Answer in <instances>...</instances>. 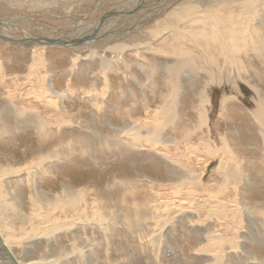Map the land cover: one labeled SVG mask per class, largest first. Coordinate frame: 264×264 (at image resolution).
Masks as SVG:
<instances>
[{
	"label": "rangeland",
	"instance_id": "374dc122",
	"mask_svg": "<svg viewBox=\"0 0 264 264\" xmlns=\"http://www.w3.org/2000/svg\"><path fill=\"white\" fill-rule=\"evenodd\" d=\"M3 1L4 0H0V18H8L6 21L8 25L6 23V25L4 26H9L10 36H31V35L51 36L50 34L54 33L53 30H56V28L58 29V31L56 32L57 35H66L64 28H69L71 26V25H68L69 22H73L75 19H77L76 22H78V20L87 19L88 17L91 18V19L88 18V20L93 22V24H91V26L87 28V30L85 31L91 32L92 30L96 29L97 26H99L102 20L103 21L106 19L110 20L112 17L111 15L113 14L111 13L113 8L107 12L103 11L101 13L99 12L95 13V11L98 8H100L99 5H97L98 1L95 4L96 6L94 5L95 8L93 7V9L88 8V10L86 9V11L84 10L82 11L79 8L78 12H77V9H74L76 12L72 11L74 12L73 15H69L66 12H63L62 7H64V4H62V0H59L60 6L51 7L53 10L52 13H55V14L45 13V11H42V13H33L35 11L27 12L26 9H21L17 5L15 6L13 5L14 7L11 5H7ZM6 2L9 3L8 1ZM173 2H176V1H173ZM153 3L154 2H152L151 4ZM155 4H158V2ZM164 4H162V6H158V8H164L163 7ZM89 5L90 4L87 3L83 7H87ZM150 5L148 8H145L141 13L144 14L147 10H151L152 8L157 7V6L155 7V5L150 7ZM120 6L124 7L125 5L122 4ZM110 7L111 5H106L103 9H108ZM172 7L173 6H171V8ZM171 8L170 10H172ZM79 10H81L82 13ZM92 11L94 14L92 13ZM210 12H208V14L206 12L201 13L202 16L205 15V17L203 18L200 17L201 15L200 13L194 14L192 16L193 18H197L198 20L200 19L202 21H205V24L208 25V27H210V29L213 31L217 39V42L215 44L216 45L215 51H211L209 57L204 52H202L201 48L199 47H195V48L193 47L194 49H192L191 47L189 48L190 55L192 53L193 55L196 53L197 55H200V59H198L194 63L197 66L196 67L197 72L195 74H192V76H194L196 80L195 83L193 84L194 87L188 85V82L184 79L182 80L183 85L181 83V87H182L181 90L183 91L182 92L183 96H181L179 100V103L180 101H182L181 105H179V109L181 108L179 114L181 118H183V123L181 121V123L178 124V123H174L173 121L167 127V129H165L160 134L161 135L160 140L158 141H161V142H157V143L151 142L155 140H152V138H150L151 137L150 131L143 132V136H149V138L145 137L146 138L145 140L143 138L139 139L140 144L142 143L141 146L139 143H136V141L132 139L133 135L127 134L126 136L132 139L133 141L132 143H135L134 145H132L133 147H131V150L129 148H124V147H121V149H117L116 147H111V145L117 146L114 144L115 143L114 140H117L116 138H119L120 136V133L115 134L113 131L114 123L118 124L119 122H118L117 116L116 115L114 116L113 111H111V109L114 107V103H118V101L120 100H122L121 101L122 109L119 110V113L129 107L135 108L137 105H138L137 109H141L142 108L141 104L144 103L145 98L150 97L152 92H148V91L142 92V90L139 89L140 87L138 86V83L134 84L129 81L125 83L124 82L121 83L120 79H117L119 81H116L114 79L115 81L112 80L114 83L110 84L108 78L110 77L112 73L106 70V67H104L102 57H100V55L96 56V55L89 54L88 49H86L87 50L86 51L85 49L82 50L81 47L75 48V49L80 50V54L77 57V55L76 56L74 55V52L70 51L71 52L70 53L68 50L61 48L63 46L46 45L44 46V47H48V50L47 49H46L47 51L45 50L46 54L45 53L40 54V52H38L39 49L41 50V52L44 51L42 50L44 48L39 47L41 45H37L33 43L31 44L16 43L14 41H10L7 39L3 40L0 37V90H1L0 110L2 109L6 113L10 114V115L8 114V116L6 115L5 117L6 120L9 121L10 130L4 133L3 136L0 137V161H1L0 164L3 167V170H1L0 172L1 174L0 181H1L2 186L10 193L11 192L14 193L13 192L14 189H19V191L21 190L20 191L21 194H19L20 197L18 196V198L20 199L21 204L24 205L26 213L30 214L31 209L28 208L29 206L27 205H28V202H30L28 195L30 194L32 189L30 185H26V184H29L28 183L29 178H26L27 179L26 181V179H24L25 177H23L22 175H19V172L18 173H11V172L15 169V171L21 170V172L24 173V169L22 170V168L30 167L29 164L31 162L29 163V160L30 158L35 156L34 155L35 153H38V156L39 154L49 155L55 151L54 148L56 147L54 146L60 145L61 149L64 150V152L67 153V150H68V153L70 154L69 155L64 154L66 157L63 155H62L63 157L60 156L62 160L58 161L56 166L53 169H50V168L48 169V167H46L45 165V167L49 171L47 172V175H44L43 177H41L40 180L37 181L38 188H40L41 190L45 189L47 192L51 191L49 195L50 197H52V195L58 194L61 191L60 190L61 183L66 180V182L68 181L69 183H73L75 185H80V186L85 185L87 189L91 190L92 193H94V195L99 196V198L95 197L99 201L104 200L105 202H109L110 200L109 204L107 205L101 204V203L97 205V209L102 213V215L106 213L107 209L111 210L107 214V217L109 215L111 217L108 219H104L103 226H99V227H102V230L100 232L101 234H99V232L98 234L95 233L99 227H97L96 229L93 226H88L87 224L79 222L80 227L83 225H85V227L80 232H77L76 238H75L76 243L77 242L80 243L81 245L84 246L83 247L84 249H87L90 252H91L90 247L95 246L96 251L93 252V255L92 253L89 252L91 254L90 261H88L87 259H86L87 261L83 259L85 261L84 262L82 261V257L77 256L74 259L73 263L71 264H83V263L86 264L87 262H88L87 264H105L108 261L106 259L104 260V257L102 256L107 255V249H110L111 250L110 252H112L111 259L113 257L112 259L113 262L114 261H117L118 263L122 262L121 264H146V263L158 264L155 260V253H154L155 251L152 253V249L148 243H143L141 246L136 238L137 235L127 236V230L121 228V227H124V225L121 224V222H123V219H119V223L116 225V229H117L116 232H118L120 236L117 234L113 235L111 232L107 233V228H108L107 224L110 222L112 225L117 220L115 217H112V214H111L112 208H113L112 203L117 202L119 198L121 201L124 202L125 205L129 203L130 201L137 202L139 205H141L140 203L141 196L144 197V200L146 199V196H147L148 202L149 200H155L153 187H155L156 185L157 187L155 188L159 190L160 193L162 192L161 193L162 196L160 195V197L156 199V202L161 203L160 204L161 208H163V211L165 212H160L161 209H159V211L153 214L159 215L160 218L158 219L160 221L162 220L163 224H166V227L162 228L160 226L161 228L156 232L157 235L155 236L159 237L158 239L159 242H161V238L165 237L166 240H168L167 243L172 245L171 248H165L168 244H164L161 242L162 243L161 245L163 246V251L161 252V255H162V258H163L162 260L164 264H168L170 262H171L170 264L181 263V261H183L184 259L183 252L188 251V249L186 248H184V250L183 249L181 250V248L177 247L178 242L176 243V240L178 241L179 238L177 237L176 231L174 229L171 230V227L173 226V224L176 225L177 222L180 220L178 216H180L181 214L178 215V212L181 209L175 208L178 206V204L180 206L182 205L181 207L184 208V210H187L186 211L187 214H190L192 212L191 210L193 209L195 213L197 210H201V209L204 210L205 213L202 211L197 212L201 214L203 213L202 216L198 214L199 218L196 217L195 215L193 216L196 221L203 222L202 224L203 226L201 225V227H199L193 233V235L196 237L199 232L203 231V229H205L206 231H208V233H210L208 234L209 237L204 235L205 240L206 239L210 240L208 242L206 241L204 242V244L207 243V246L209 247V249L206 251H208L207 253H211L210 260L213 261L216 258H221L222 260H224V262H226V263H221V264H249V263L264 264V240H263L264 236L262 235V233L264 232V225H262V223H264V221H258L261 219L264 220V217H263L264 216V209H263L264 208V133H262L264 131V128H261V125L259 122V119L261 118H259L258 115L255 114V110H257L259 101L261 99L260 98L261 92L259 91L260 89L261 91L264 90V76L260 78L256 76L257 69H259V66H260L259 63L255 64L257 65L255 66L256 69L250 68L247 65L248 67H247L246 74H245V71L244 72L242 71L243 74L241 73L239 68H242V66L240 64L239 59L236 57L235 52H233L234 50L231 47H223L224 49L222 48L223 45H221V41L223 40V38L221 37V29H220L221 27L217 25L216 22L211 20L212 18L209 16ZM102 13H105V14H102ZM101 14H102V17H101ZM161 15H163L162 12L158 13L156 11L155 13L151 14L152 17L149 15L146 18L147 20L144 19V22L141 23V28L145 26L144 27L145 35L146 34L148 35L140 40L136 37L132 39V43H136L141 40L144 42L148 41L147 43L151 46V48L146 47L144 45H139L140 48L135 49V47H132V50L126 53L127 54L126 60L129 63H131L132 72L135 75H137L136 80L140 82L147 83L144 80V77L140 75L139 72L141 69L138 67L137 62H136L137 60L141 59V57L143 56L147 57L148 55L152 54L154 50H157L158 56L162 57L159 60L161 61L163 60V62L157 64L158 66L160 64H162V66H164V64L167 65L166 63L167 60L168 62H171V63L173 62V57L170 56L169 58L171 59H169L168 57H166V53L159 52V49L163 48L160 46L166 40L163 41L160 38L159 33H157L158 36L157 35L153 36L152 35L153 33L151 32L155 28V27L152 28L153 27L152 24L153 22H155L154 20L157 17H160ZM14 18L16 19L14 20ZM208 19L210 22L208 21ZM2 20L3 19H0V21ZM117 20L118 19L114 20L115 23L117 22L120 23V20L119 21ZM149 22H152V23H149ZM19 24L26 26V30H27L26 33H25V29L21 30L19 28L18 26ZM181 24H182V21H180L178 25L180 27L182 26L187 27V25H184V24L181 25ZM88 25H90V23H87L86 26L83 25L82 29L83 27H87ZM3 30H4L3 28H0V33H2L3 35H7L3 32ZM115 30H119V29L117 28ZM89 35L91 37L93 36L91 34ZM101 37L103 40H107V39H104L103 36ZM159 39L161 41H159ZM190 42L193 46H195L193 39H191ZM95 48L102 50V47H95ZM61 51H63L65 54H61ZM101 54L105 57V59H107L105 56V53H101ZM248 54L251 55V52L248 51L247 53H243V57L247 58ZM39 55H41L42 57L45 56L48 62L50 61L49 63H47L48 66L46 65V62H44V64H40L38 62V60L40 59ZM107 55L110 57L112 54L108 52ZM197 55L193 57H196ZM72 56H75V58L77 57L75 59L76 61L73 60L75 63L73 65H74V68H77L78 70L75 69V72H70V76H66L65 73L72 66L71 63L69 64L70 57L72 58ZM134 56L136 57L134 58ZM220 58H221V65L216 63L218 60L220 61ZM33 59H34V62H33ZM32 62H33V65L31 64ZM35 62H37V64ZM41 63H43V61ZM87 65L88 66L94 65L96 69L92 71L91 77L89 78L93 79L94 75L100 76L101 71H103V75H105V80H107V83L104 84V81L101 79L102 77H99V78L96 77L95 78L96 82H94L92 85L96 86L97 88L102 87L104 92L100 91V94H99V93H96L99 91L98 89L96 90H93V89L86 90L85 89L84 90V88L83 89L77 88L80 86L79 83L83 80V77L81 76L82 73L80 72L82 68H80V66L85 67ZM28 66L30 67L36 66V67L35 68L32 67L30 69V67ZM49 67L53 71H51ZM212 67L214 68V70ZM203 68H206L208 70L210 69L211 71L213 70L214 72H217V73L218 71H220L219 78L214 75V79L216 77L218 81L216 80V82H213L209 78V76L202 70ZM182 69L184 71H189L188 68H182ZM46 70L47 71L50 70L51 75L53 74V76H50L51 79L50 78L48 80L46 79L47 78ZM248 70L250 71V74ZM159 73L155 80L160 85L162 76L164 75H162L161 72ZM42 74L43 76L45 75L44 78ZM69 78L72 81V85L67 84V82L70 81ZM221 79H222V82H221ZM63 80L66 82H63ZM97 83L98 85H95ZM251 83L253 85H251ZM50 84H54V86L57 87L55 90L59 92L61 91L62 93L65 91H73L76 96L78 94L85 95V96L94 95V98H97L100 101V102L95 101L94 103V106L96 107L95 109L97 110L96 114L92 115L91 113L87 112L88 113L87 115H80V114L74 115L75 110L72 111L71 105H77V104H82V103H80L79 101L75 103L71 101L68 97H66L65 95L62 98H59L60 101L58 97H56L55 99V97L52 95L53 93L51 94V91L49 89ZM58 86L60 87V89ZM46 87L48 89H46ZM62 89H65V90L62 91ZM44 91L45 93H48L46 97L44 96ZM198 92H203V93L209 92V100L207 102V108L209 107L208 108L209 121L208 123H205L203 127L199 126V118H197L196 115L194 116L195 107L199 102V99L197 96ZM124 95H125L126 100L128 101L123 99ZM94 98L92 100H94ZM53 99H55L54 102H51L53 101ZM87 105H89V103H87ZM226 106L228 107L226 108ZM7 108L8 110H6ZM86 108L87 107L85 106V109ZM14 109H15V112H12ZM109 110H110V113H109ZM139 111L141 112V110ZM173 112H174V117L177 118L176 108L174 109ZM16 113H17V116H16ZM138 115L139 114L135 115V112L130 113L129 115H125V118L122 117L123 119H125L122 123H124V126H126L128 129H131L132 127L131 123L137 118ZM31 117L33 120L31 119ZM17 120L19 121L18 123H17ZM22 120L24 123L22 122ZM59 120L62 124H59L60 123ZM53 122H54V125H53ZM16 123L19 125H17ZM38 123H41L42 126H38ZM68 123H70L69 126H68ZM74 123L79 124L82 127L75 126L73 125ZM63 125H66V126H63ZM72 126L80 127L82 131H73V130L67 129V127L72 128ZM119 126L121 125L119 124ZM198 129L200 130L198 131ZM184 132L186 133V135H184L185 134ZM200 135L204 139H202ZM40 136H41V139H40ZM209 141L211 143H209ZM199 146H201L202 148ZM208 146L211 147L213 150L215 149V151L211 152L212 149L209 148ZM227 147H229V152L228 151L226 152ZM194 149L196 150V152ZM128 151H130L128 154L123 155L124 152L127 153ZM198 151H201V152H198ZM207 152L210 154H208ZM205 153L207 156L205 155ZM191 154H192V157H191ZM12 155L16 156L15 161L13 160ZM165 156H169V162L166 163L168 164L169 170L166 168V165L164 164ZM176 165L179 166V168L176 171L180 170L178 172L180 173V175L182 174V176L183 175L191 176L192 174V177H194L195 179H193L192 181L186 184L185 182H182L183 179L178 178L177 179L178 181L171 179V175L173 176L172 166H176ZM230 165L231 166L233 165L232 168L230 167ZM219 166L222 167L221 171H219L220 169ZM237 167L238 169H236ZM8 169L10 170L13 169V170L9 172ZM192 171L193 173H191ZM116 173L117 174L120 173V175L122 176L127 175L126 177L133 179V181L135 182L134 191L139 192V194H132L130 197L126 194L124 198L120 197L121 192L118 190V188H116L117 184L116 183L114 184L113 176H115L114 174ZM139 173L145 175L146 177H139ZM143 178H145V180ZM200 179L201 181H203L202 183H200ZM168 180L170 181V185H168L167 183ZM196 180H198L197 181L198 183H196ZM152 181L156 182L155 186ZM13 182L14 184H12ZM181 185L182 187H179V188H181L182 195H177L176 192L179 188L175 189V188H171V186L177 187ZM189 186H192L191 187L192 189H193V186L194 188L197 189V190H194V193L192 194V196H188L187 194L188 193L187 191L191 190ZM170 190L172 191L173 194H168ZM204 195H206V197ZM54 197H56V195ZM204 199L205 200L207 199L206 200L207 202L205 203L202 202ZM8 202L12 204L14 207V210L17 211L18 206L14 204L15 201H8ZM239 202L241 205L239 204ZM171 207L173 208L171 209ZM56 210L57 209H55V211L54 210L49 211V213L50 212L52 213V214L50 213L51 217L55 218L54 220H56V217L57 219H59L58 218L59 211H56ZM170 210H172V212ZM124 212H125V208L121 212H118L119 216L121 215L120 218L122 217V214ZM220 212L224 214H221ZM16 213H18V211ZM148 213H149L148 211L144 212L142 217L145 215L147 216ZM233 213L236 214L238 222L245 225V228H243L242 230L245 231L247 227L251 228L252 230V227H254L252 230L251 236H250V232L245 231V233H242L243 236L234 242L236 246H234V244H232L230 241H226V240H222L221 243H219L218 241H215L214 236L216 235L217 232H218L217 234L224 235V236L230 233V229L225 228V226H226V220L231 219L232 216L234 217ZM129 215L133 216V214H129ZM215 215L218 216V218H215ZM185 216L186 217H184L183 219L185 220V222H187L189 220L188 218L190 217H188V215H185ZM193 217H191V220L193 219ZM215 219L217 220V222H215ZM168 221H169V225L167 226ZM257 221L261 223L259 224ZM13 222H14L13 224L17 226V229H14V230L12 229V230L14 232H17L20 229V224L14 219H13ZM104 223H107V224L104 225ZM179 223H181L180 224L181 226L185 225L184 221L178 222V225ZM221 223L223 225H221ZM175 225L173 226V228H175ZM259 228H260L262 237L258 231ZM116 229L113 228L114 231ZM159 233L160 234L162 233V236L161 235L159 236L158 235ZM108 234L109 235L111 234V236H109ZM91 235L92 237H94L93 242H90L88 239V237H91ZM103 236L105 239L102 238ZM63 238L64 237L59 238V236H57L58 240L53 242L55 243V246H57L54 250L55 252L58 251L57 253L63 251V249L61 248H64V249L65 247L70 248V245L72 246L73 244H75L74 242H71L72 240L69 237L66 236V238L64 239ZM129 238H132L134 242L139 244L138 249L130 247L134 245V243H132L133 241L128 242L127 240ZM193 239H196V238H193ZM250 239L252 241H250ZM150 240L152 241V237L150 238ZM183 240L184 241L186 240V236L184 239L182 238L179 241H183ZM212 240H214L216 244L211 242ZM183 242H180V244L181 243L183 244ZM96 243H97V246H96ZM241 243H250L249 248L246 249V253L243 252ZM24 245H25L24 252L19 251L14 245L13 247L15 249V252L17 251L18 256L20 258L22 257V260L24 261L25 264H52V263H49L51 258H49L48 261H46L45 263L44 261H41L39 259L40 255L46 254L49 252V251L47 252V250L45 249L46 245H45L44 240H39L37 241V243L33 244L32 246L31 244H26V243H24ZM192 245L194 247V243ZM228 246H230L231 248ZM145 248H147L146 249L147 252L146 254H143V251ZM239 252H240V257L239 259H237L238 255L236 253H239ZM253 254L255 255L256 259H250V258L244 259V256L245 257H247V255L254 256ZM147 255H151L152 257L148 258ZM26 257H30V259L32 260L30 261ZM124 257L127 261L124 259ZM64 259L65 257L62 258V260ZM193 259H194L193 264H203L200 259L199 260L197 259V257L193 256ZM96 261H99V262H96ZM67 262L68 261L65 260L62 262V264H70V262L68 263Z\"/></svg>",
	"mask_w": 264,
	"mask_h": 264
},
{
	"label": "bare ground",
	"instance_id": "6f19581e",
	"mask_svg": "<svg viewBox=\"0 0 264 264\" xmlns=\"http://www.w3.org/2000/svg\"><path fill=\"white\" fill-rule=\"evenodd\" d=\"M6 1H8L9 3H7ZM71 1L72 0H62V4H64V7H62V10H63V12H66L69 15H73L74 14V12H72V11H75L74 9H77V12H78L79 8L82 11L83 10L86 11V9L88 10V8H92L93 9V7L97 3V1H98L97 5H99L100 8H98L95 11V13L96 12L101 13L103 11L107 12V11L111 10L112 8H113L112 12L115 11L111 15L112 17L110 16L111 17L110 20L109 19H106L104 21L102 20V22L99 24V26L96 27V29L92 30L91 32L89 31L90 33L85 31V30H87V28H89L91 26V24H93V22L88 20L89 17L87 19L78 20V22H76L77 19H75L73 22H69L68 25H71V26L69 28H66L69 31V33H66V34L69 37L73 36V38H75L76 42L81 41L80 44H77V45L74 46V50L77 53L76 54L74 52V55L75 56L77 55V57H78V55L80 54V50L79 49H75V48H80L81 47L82 50L83 49H85V50L88 49V51H89L88 53L89 54L96 55V56L100 55V57H102V61H103L104 67H106V70H108L109 72L112 73L110 75V77L108 78L110 84L114 83L112 80L115 79L116 81H119L117 79H120L121 83H123V82L125 83L127 81L132 82L134 84L138 83V86L140 87L139 89L142 90V92H144V91L145 92H147V91L148 92H152L150 97L145 98L144 103L141 104V107H142L141 109H137V106H138L137 105L135 108L129 107V108L124 109V111L119 113V110L122 109L121 108V101L122 100L118 101V103H114V107L112 109L110 108L111 111H113L114 116L115 115L117 116V119H118V122H119L118 124L117 123L115 124L113 122L114 123V128H113L114 130L113 131H114L115 134L116 133H120L119 138H116L117 140L113 139L115 141L114 144L117 145V146L111 145V147H116L117 149H121V147H124V148H129L131 150V147H133L132 145L135 144V143H132L133 142L132 139L134 141H136V143L140 144V140L139 139L143 138L145 140L147 137L149 138V136H143V132H149V131H150V135H151L150 138H152V140H155V141H151V142H154V143L155 142L156 143L157 142H161V141H158V140H160V136H161L160 134L165 129H167V127L173 121H174V123H178V124L181 123V121L183 123V118H181V116L179 114V112L181 110V108L179 109V105H181V102H182V101H180V103H179V100H180V97L183 96L182 95L183 91L181 90V88H182L181 87V83H182V80L184 79V80H186L188 82V85L194 87L193 84L195 83L196 80H195L194 76H192V74H195L197 72V68H196L197 66L194 63L198 59H200V55H197L196 53L194 55H193V53L190 55L189 48L191 47L192 49H194L195 47H199V48H201L202 52H204L209 57L210 56V52L211 51H215V49H216L215 48L216 47L215 44L217 42V39H216L213 31L210 29V27H208V25L205 24V21H202L200 19L198 20L197 18H193L192 16L194 14H199V13L201 14V13H205V12L208 14V12L211 11L209 13V16L212 18L211 20L216 22L217 25H219L221 27V28L220 27L219 28L221 29V37L223 38V40L221 41V45H223L222 48L223 47H231L234 50L233 52H235L236 57L239 59L240 64H241V66L243 68V70H242V68H239L241 73H242V71L243 72L245 71V74H246L248 66L250 68L254 69L255 66H257L255 64L259 63L260 66H259V69H257L256 76L258 78L264 76V0H178V1L177 0H74L72 2ZM156 1L158 2V4H155V3H157ZM173 1H176V2H173ZM3 2H5L7 5H11V6L17 5L21 9H26L27 12L35 11L33 13H42V11H45V13L55 14V13H52L53 10H52L51 7L60 6L59 5L60 4L59 0H4ZM152 2H154V3L151 4ZM172 2H173V4H172ZM87 3H89L90 5L87 6V7H83ZM122 4L125 5V6L121 7L120 5H122ZM162 4H164V6H163L164 8H158V6H162ZM106 5H111V7L108 8V9H103ZM149 5H150V7H152L154 5H155V7L156 6L157 7L156 8H152L151 10H147L144 14H142L141 12L145 8H148ZM171 6H173V7L171 8ZM170 8L172 10H170ZM81 10H79V11H81ZM82 11H81V13H82ZM93 11H92V13H93ZM156 11L158 13L162 12L163 15H161L160 17H157L154 20L155 22H153V24H152L153 27L152 28H154V27L155 28L151 32L153 33L152 34L153 36H156L157 33H159L160 34V38L163 41L166 40L160 46V47H163V48L162 49L160 48L159 52L166 53V57H168V58L170 56L173 57V62L171 63V62H168V60H167V62H166L167 65L164 64V66H162V64H160L158 66L157 64L163 62V60L162 61L159 60L162 57L158 56V51L157 50H154L152 52V54L148 55L147 56L148 58L144 57V56L141 57V59L137 60L136 62H137L138 67L141 69L140 72H139L140 75L142 77H144V80L147 82V83H145V82H140V81L136 80L137 75H135L132 72L131 63H129L126 60V55H127L126 53L128 51L132 50V47H135V49L140 48L139 45H144L146 47H150L151 48V46L147 43L148 41L144 42L142 40L141 41L137 40L138 42L132 43V39L134 37H136V38H138L140 40V39H142V38H144V37H146L148 35V34L145 35V31H144V27L145 26L143 28H141V23L144 22V19L147 20L146 18L149 15L151 16V14L155 13ZM118 12L121 14L120 16H118V14H117ZM102 14H105V13H102ZM102 14H101V17H102ZM24 15H26V14H24ZM78 17H80V16H78ZM200 17L203 18V17H205V15L202 16V14H201ZM80 18H82V17H80ZM0 19H3L2 21H0V28L4 29L3 32L5 34L10 35L9 34V31H10L9 26H4V25H6V23H7L6 21H7L8 18H0ZM15 19L16 18H14V20ZM89 19H91V18H89ZM115 19H118L117 21L120 20V23H118V22L115 23V21H114ZM22 21H24V20H22ZM180 21H182V24L187 25V27L186 26L185 27H183V26L180 27L178 25L180 23ZM208 21H209V19H208ZM87 23H90V25H88L87 27H83V29H82V26L83 25L86 26ZM149 23H152V22H149ZM146 24H148V23H146ZM207 24H209V23H207ZM7 25H8V23H7ZM42 25H43V23H42ZM18 26H19V28L21 30L25 29V33L27 32L25 25L19 24ZM117 28L119 30H115ZM56 30H58V29L56 28ZM15 32H17V31H15ZM72 32H74V33H72ZM219 32H220V30H219ZM129 33H130V35H129ZM89 34H91L93 36L91 37ZM127 35H129V36H127ZM101 36H103V38L107 39V40H103ZM15 37L26 38V37H29V36H15ZM191 39H193V42H194L195 46H193L191 44V42H190ZM7 40H9V39H7ZM159 41H161V40L159 39ZM44 46H46V45L39 46L41 48H44V49H42V50H44L43 52H41V50L39 49L38 52H40V54H42V53L46 54L45 50L46 49L48 50V47H44ZM95 47H102V50L96 49ZM146 49H148V48H146ZM141 50H139V51H141ZM248 51L251 52V55L248 54L249 56L247 55V58H244L243 57V53H247ZM108 52L112 54L110 57L107 55ZM101 53H105V56H106L107 59H105V57ZM147 54H148V52H147ZM128 55H130V54H128ZM195 55H197V56L193 57ZM75 56H72V60H75L77 58V57L75 58ZM39 57H40V59L38 60V62L40 64H44V62H46V65H47V63L50 62V61L48 62V60L46 59L45 56L42 57L41 55H39ZM135 57L136 56H134V58ZM169 59H171V58H169ZM42 61H43V63H41ZM33 62H34V59H33ZM33 62L31 63L32 65H33ZM237 62H238V60H237ZM35 63L37 64V62H35ZM216 63L221 65V58H220V61L218 60ZM73 64H75V63H73ZM73 64H72V66L69 68V70L66 73L70 74V72H75V69H77V68H74ZM77 65H79V64H77ZM30 66H28V67H30ZM210 66H212V65H210ZM217 66H219V65H217ZM32 67H30V69ZM35 67H33V68H35ZM182 68H188L189 71H184ZM250 68H249V70H250ZM49 69L51 71H53L50 67H49ZM50 70H48V71L46 70V72H47L46 73V76H47L46 79L47 80L49 78L51 79L50 76H53V74L51 75V71ZM202 70L209 76V78L213 82H216V80H217L216 77L214 79V75L219 78L220 71L216 70V71H218V73L214 72L213 71L214 68L212 70L214 73L210 69L208 70L206 68H203ZM219 70H220V68H219ZM33 72H35V71H33ZM159 72H161L162 75H164V76H162L160 85L155 80ZM249 74H250V71H249ZM71 75H73V74H71ZM159 75H160V73H159ZM40 76H41V74H40ZM42 76H43V74H42ZM44 76H43V78H44ZM141 76H140V78H141ZM32 77H33V75H32ZM101 77H102L101 79L104 81V84L107 83V80H105V75H104V77L103 76H101ZM97 78H99V77H97ZM96 80H98V79H96ZM221 82H222V79H221ZM95 85H98V83L95 84ZM182 85H183V83H182ZM251 85H253V84L251 83ZM49 86H50L49 89L51 91V94L53 93L52 95L55 97V99H56V97H58V99H59V98H62L64 96V92L62 93L61 91L59 92V91L55 90L57 87L54 86V84H50ZM46 89H48V88L46 87ZM259 92H261V95H260L261 99L259 101V105H258L257 110H255V114L258 115L259 118H261V119H259V122H260L261 128H264V90L261 91V89H260ZM0 93H1V90H0ZM118 93H120V92H118ZM139 93H140V91H139ZM47 94L48 93H45V91H44V96L45 97L47 96ZM194 94H195V92H194ZM197 94H198L197 96H198L199 102H198V104L195 107L194 116L196 115V117L199 118V126L203 127V125H205V123H208V121H209V115H208V113H209L208 112V108L209 107L207 108V102L209 100V92H207V93L198 92ZM67 95H69V94H67ZM55 99H53V101H51V102H54ZM123 99L126 100L125 95L123 96ZM59 101H60V99H59ZM126 101H128V100H126ZM31 102H30V104H31ZM2 103H3V101H2ZM227 107L228 106H226V108ZM2 108H3V106H2ZM105 108H107V107H105ZM175 108L177 110V118L174 117V112L173 111H174ZM49 109H50V107H49ZM6 110H8V108ZM51 110H52V108H51ZM139 110H141V112ZM72 111H73V109H72ZM136 111H137V113H136ZM12 112H15V109ZM134 112H135V115H137V114H139V115L137 116V118L134 121L132 120L133 121L131 123L132 127H131V129H128L126 126H124V123H122L125 120L122 117L125 118V115H129L130 113H134ZM196 112H197V114H196ZM109 113H110V110H109ZM8 114L9 113H6L2 109L0 110V137L3 136L4 133H6L7 131L10 130L9 121H7L6 118H5L6 115L8 116ZM16 116H17V113H16ZM18 117H19V115H18ZM23 118H24V116H23ZM31 119H32V117H31ZM56 120H58V119H56ZM64 120H65V118H64ZM20 121H21V119H20ZM18 122L19 121L17 120V123ZM22 122H23V120H22ZM59 122H60V120H59ZM67 122H69V121H67ZM44 123H45V121H44ZM1 124L4 125L5 127L2 126ZM59 124H62V123L60 122ZM69 124L70 123H68V126H69ZM119 124L121 126H119ZM17 125H19V124H17ZM53 125H54V122H53ZM38 126H42V124L38 123ZM63 126H66V125H63ZM195 129H196V127H195ZM199 130L200 129H198V131ZM43 131H44V129H43ZM262 131H263V129H262ZM205 132H206V130H205ZM262 133H264V131ZM127 134L128 135H133V138L132 139L129 138L128 136H126ZM184 135H186V133ZM200 137H201V135H200ZM40 139H41V136H40ZM202 139H204V138H202ZM42 140H44V139H42ZM193 140H195V139H193ZM209 143H211V142L209 141ZM141 144H140V146H141ZM54 147H56V148H54L55 151L53 153L51 152L52 154H49V155L39 154V156H38V153H35L34 154L35 156L30 158V160H29V163L31 162L29 164L30 167L29 168H26V167L22 168V170L24 169V173H22L21 170H16L15 171V169L14 170L13 169H11V170L8 169L9 172L13 170L11 173H18L19 172V175H22L23 177H25L24 179L29 178V181H28L29 184H26V183H24V184L30 185V187L32 189V191L28 195L30 202H28V205H27V206H29L28 208L31 209V211H30L31 213L30 214L26 213L24 205L21 204V201L18 198L19 194H21V192H20L21 190L19 191V189H14L13 190V192L15 193V195H14V193L8 192L2 186L1 181H0V228L2 230V231L0 230L1 231L0 232V264H25L24 261L22 260V257L20 258L18 256V254H17V251L15 252V249H14L13 245L19 251L24 252V250H25L24 243L31 244V246H32L33 244L37 243V241H39V240H44L45 241V245H46L45 249L47 250V252L49 251L48 253L42 254L39 257V259L41 261H44V263L46 261H48L49 258H51L49 263H52V264H62V262L65 261V260L70 262V264H71V263H73L74 259L77 256L78 257H82V261H84L83 259H85V260L87 259L88 261H90L91 260V258H90L91 254L90 253H92V255H93V252L96 251L95 250V246L90 247V250H91V252H90L87 249H84L83 248L84 246L81 245L80 243H78V242L76 243L75 238H76L77 232H80L85 227V225L80 227L79 226V224H80L79 222L87 224L88 226H93L96 229L99 226H103V220L104 219H108V218L111 217L110 215L107 217V214L111 210L107 209L106 213H104L102 215V213L97 209V205L99 203L107 205V204H109L110 200H109V202H105L104 200L103 201L102 200L99 201L97 199V198H99V196L94 195V193H92L91 190L87 189L85 185H83V186L75 185L73 183H69L68 181L66 182V180L64 181L65 183L64 182L61 183V186H60V188H61L60 190L61 191L58 194H55L56 197H54L55 195H52V197H50L49 194H50L51 191L47 192L45 189L41 190L40 188H38V182L37 181L40 180L41 177H43L44 175H47V172L49 171L48 170L49 168L53 169L56 166L57 162L62 160L60 156H62V155L65 156L64 154H68V155L70 154V153H68V150H67V153L64 152V150L61 149L60 145L54 146ZM191 147H193V146H191ZM199 147H201V146H199ZM209 148H211V147H209ZM203 150H204V148H203ZM213 151H215V149L211 150V152H213ZM227 151L229 152V147L226 148V152ZM129 152L130 151H128L127 153L124 152L123 155H126ZM192 152H193V150H192ZM195 152H196V150H195ZM198 152H201V151H198ZM202 152H204V151H202ZM208 154H210V153H208ZM205 155H206V153H205ZM12 156H13L12 157L13 160L15 161L16 160L15 159L16 156H14V155H12ZM58 157H60V158H58ZM165 157H164L165 163L164 162H162V163H164L166 165V168L169 170L168 164H166L167 162H169V156H165ZM191 157H192V154H191ZM225 157H226V155H225ZM165 159H167V160H165ZM197 160H198V158H197ZM60 163H62V162H60ZM45 165H46V167H48V169L45 167ZM165 165H164V167H165ZM232 166L230 165L231 168H232ZM172 168H173V170H172L173 176L171 175V179H174L176 181H178L177 180L178 178L179 179H183L182 182H185V184L189 183L190 181L195 179L194 177H192V174H191V176H189V175L188 176H186V175L182 176V174L180 175V173H178L180 170L176 171L179 168V166H177V165L176 166H172ZM185 168H187V167H185ZM221 168L222 167H220L219 171H221ZM236 169H238V167ZM1 170H3V167L0 164V172H1ZM20 173H22V174H20ZM117 173L114 174L115 176H113V177H114V184L115 183L117 184L116 188H118V190L121 192L120 197L124 198V196L126 194L129 197L132 194H139V192H137V191L135 192L134 191L135 182L133 181V179H130V178L126 177L127 175L126 176H122V175H120V173L119 174H117ZM191 173H193V171ZM220 175H222V174H220ZM236 175H237V173H236ZM139 177H146V176L141 174V173H139ZM143 179L145 180V178H143ZM6 180H8V179H6ZM26 181H27V179H26ZM155 181H156V179H155ZM197 181L198 180H196V183H198ZM235 181H236V179H235ZM172 182H174V181H172ZM202 182L203 181H201V179H200V183H202ZM155 183L156 182H153L154 186H155ZM167 183H168V185H170V181L169 180H168ZM12 184H14V182ZM190 185H192V184H190ZM175 186H171V188H175V189L177 188L178 189L179 187H182V185L181 186H177V187H175ZM155 187H157V185ZM155 187H153L155 200H149V202H148L147 196H146L145 200H144V197L141 196V198H140L141 205H139L137 202H131V201L125 205L124 202L121 201L118 198L117 202L112 203V207L113 208H112V213H111L112 217H115L117 219L116 222L113 223L112 225H111L110 222L108 224L104 223V225L107 224V227H108L107 228V233L111 232L113 235H115V234L119 235L118 232H116L117 231L116 225L119 223V219H123V222H121V224H123L124 227H121V225H120V227L122 229L127 230V236L128 235H131V236H136L137 235L136 238H137V240H138V242H139V244L141 246H142L143 243H148L150 245L151 249H152V253L155 251L154 253H155L156 262L158 264H162V263L164 264V262L162 260L163 258H162V255H161V252L163 251V246L161 244L162 243L168 244L167 243L168 240H166V238L163 237V238H161V242H162L161 243V242L158 241L159 237L155 236V235H157L156 232L161 227L165 228L166 224H163V221L162 220L160 221L158 219V218H160L159 215H154L153 213L159 211V209H161L160 212H165V211H163V208H161V205H160L161 203L158 202L159 203L158 204L156 202V199L158 197H160V195L162 196V194H161L162 192L160 193L159 190H157ZM189 187H190L191 190L187 191L188 192L187 194H188V196H192V194L194 193V190H197V189L194 188V186H193V189L191 188L192 186H189ZM19 188H20V186H19ZM176 193H177V195H182L181 188H179ZM207 193H209V192H207ZM168 194H173V193L170 190ZM204 196L206 197V195H204ZM95 197H97V198H95ZM209 198H210V196H209ZM213 199H215V198H213ZM206 200L204 199L202 202L205 203V202H207ZM8 201H15L14 204L18 206V209H17L18 213H16L17 211L14 210L13 205L10 204ZM170 202H171V200H170ZM149 203H151V204H149ZM239 204H240V202H239ZM181 206L178 204V206L175 207V208L181 209L178 212V215L179 214H181V215L180 216L177 215L179 217V219H180L178 222H183L184 221L185 225L181 226L180 225L181 223H179V225H180L179 226L178 222L176 221L177 224L176 225L173 224V226L175 225V228H173V226L171 227V230L174 229L176 231V234H177V237L179 238V240L182 239V238L184 239L185 236H186V240L185 241L183 240L184 242L176 240V243L178 242L177 243V247L178 248H181V250L182 249L184 250V248L188 249L187 252H183L184 259L179 264H193V262H194L193 256L197 257L198 260L200 259L203 264H211V263L212 264H221V263H226L221 258H216L213 261L210 260L211 259V253H207L208 251H206V250L209 249V247L207 246V243L204 244L205 241L206 242L210 241V240H207V239L205 240V237H204V235L209 237L208 234H210V233H208V231L203 229V231L199 232L196 237L193 235V233L199 227H201V225L203 224V222L196 221L193 216L195 215L196 217H198L199 216L198 214H200L202 216L203 213L201 214V213H197V212H201V211L204 212V210H202V209L201 210H197L196 213H195V211L193 209V210H191L192 212L190 214H187V212H186L187 210H184V208H182ZM226 207H227V205H226ZM232 207H234V206H232ZM124 208H125V212L122 214V217L120 218L121 215L119 216L118 212H121ZM172 208L173 207H171V209ZM55 209H57L56 211H59V214H58V218L59 219H57V217H56V220H54L55 218L51 217L52 213L51 212H50L51 214L49 213L50 210H54L55 211ZM143 211L144 212H146V211L149 212L147 214V216L145 215V216L142 217V215L144 213ZM170 211L172 212V210H170ZM217 211H219V210H217ZM221 212H222V210H221ZM249 212H251V211H249ZM214 213H215V211H214ZM129 214H133V216H131ZM221 214H224V213H221ZM233 214H234V217L232 216L231 219L226 220V226H225V228L230 229V233L228 235L224 236V235L217 234L218 233L217 232L216 235L214 236L215 241H218L219 243H221L222 240H226V241H230L232 244H234V246H236L234 242L237 241L240 237L243 236L242 233H245V231H248V232H250V236H251V233H252V230H253L254 227H252V230L249 227H247V229L245 231L242 230L243 228H245V225L242 224V223H239L238 220H237L236 214L235 213H233ZM185 215H188V217H190V218H188L189 220L187 222H185V220L183 219L184 217H186ZM216 215H215V218H218V216H216ZM168 216H169V214H168ZM191 217H193L192 220H191ZM166 218H168V217H166ZM13 219L16 220L17 222H19V224H20V229L17 232L13 231L14 229H17V226H15L13 224L14 223ZM251 220H253V219H251ZM223 221H225V220H223ZM258 221H264V220L261 219V220H258ZM215 222H217L216 219H215ZM258 223L260 224L261 222H258ZM168 225H169V221L167 222V226ZM221 225H223V224L221 223ZM262 225H264V223H262ZM105 228H106V226H105ZM113 228H115L116 230L114 231ZM118 229H120V228H118ZM85 230H87V229H85ZM101 230H102V227H99L96 230L95 233L98 234V232H99V234H101L100 233ZM258 231H259V233L261 235L260 228L258 229ZM85 234H87V233H85ZM158 235L162 236V233L161 234L159 233ZM262 235L264 236V232L262 233ZM262 235H261V237H262ZM57 236H59V238H61V237L66 238V236H67V237H69L72 240L71 242H74L75 244H73L72 246L70 245V248H66V247H65V249L61 248V249H63L64 252L61 251V252L57 253L58 251L57 252L54 251L57 246H55V243H53V242L58 240ZM109 236H111V234ZM150 236L152 237V241L150 240V238H151ZM199 236H200V238H199ZM95 237H96V235H95ZM102 238H104V236ZM193 238H196V239H193ZM70 239H68V240H70ZM88 239H89L90 242H93L94 237H92V235H91V237H88ZM125 239H127V238H125ZM127 241L128 242L129 241H133L132 243H134V245H132L130 247L138 249V245L139 244L134 242V240H132V238H129ZM215 241L212 240L211 242L216 244ZM250 241H252V240L250 239ZM180 242H183V244L182 243L180 244ZM193 243H194V247L192 245ZM241 244H242L243 252L246 253V249L249 248L250 243H241ZM60 245H61V243H60ZM96 246H97V243H96ZM171 247H172V245L168 244L165 248H171ZM228 247H230V246H228ZM33 248H34V246H33ZM139 249H141V248H139ZM146 249L147 248L144 249L143 254H146V252H147ZM110 251H111L110 249H107V255L102 256V257H104V260L106 259L108 261L105 264H121L122 262L118 263L117 261H114V262L112 261L113 257L111 259V256H112L111 253L112 252H110ZM236 254L238 255L237 259H239L240 252L236 253ZM147 256H148V258L152 257L151 255H147ZM64 257H65V259L62 260V258H64ZM26 258L28 260H30V261L32 260V259H30V257H26ZM97 258H99V257H97ZM248 258L256 259L255 255L254 256L247 255V257L244 256V259H248ZM124 259H125V257H124ZM241 259H243V258H241ZM34 260H35V258H34ZM40 260H38V261H40ZM118 261H120V260H118ZM96 262H99V261H96ZM100 263H102V262H100ZM170 263H168V264H170ZM146 264H149V263H146ZM249 264H252V263H249Z\"/></svg>",
	"mask_w": 264,
	"mask_h": 264
},
{
	"label": "crops",
	"instance_id": "0c3cea01",
	"mask_svg": "<svg viewBox=\"0 0 264 264\" xmlns=\"http://www.w3.org/2000/svg\"><path fill=\"white\" fill-rule=\"evenodd\" d=\"M61 48H64V49H66V50H68L69 52L70 51H72V52H76L74 49H70V48H67V47H61ZM61 54H65L63 51H61ZM68 55V54H67ZM71 63V65L74 63V61L72 60V58H70V61H69V64ZM80 68H81V66H80ZM67 69V68H66ZM87 69V70H86ZM94 70H96L95 69V67H94V65H92V66H85V67H82V70L80 71L81 73H82V77H83V80L79 83L80 84V86L79 87H77V88H79V89H83L84 88V90L86 89V90H96V89H98L99 91L98 92H96V93H99L100 94V91L101 92H104L103 91V89H102V87H100V88H97L96 86H93L92 84L95 82V78L96 77H101V76H104L103 75V71H101V75L99 76V75H94V77H93V79L92 78H89V77H91V74H92V71H94ZM65 75L66 76H70V74L69 73H65ZM69 80H70V78H69ZM63 82H66V81H64L63 80ZM67 84H71L72 85V81L70 80V81H68L67 82ZM87 84V85H86ZM59 87V86H58ZM92 87V88H91ZM59 89H60V87H59ZM65 89H62V91H64ZM67 94H69V95H67ZM64 95L66 96V97H68L71 101H73V102H75V103H77V101H79L80 103H82V104H77V105H71V108L73 109V110H75L74 111V115L75 114H80V115H87L88 113L87 112H89V113H91L92 115L93 114H96V112H97V110L95 109L96 107L94 106V103H95V101H99L97 98H94V95H88V96H85V95H80V94H78L77 96L75 95V93L73 92V91H65L64 92ZM72 95V96H71ZM72 97V98H71ZM76 98V99H75ZM94 98V100H92ZM100 102V101H99ZM87 103H89V105H87ZM85 106L87 107L86 109H85ZM91 108V109H90ZM67 123V122H66ZM73 125H75V126H80L79 124H73ZM75 126H72V128H69V127H67V129L68 130H73V131H82V129L80 128V127H75Z\"/></svg>",
	"mask_w": 264,
	"mask_h": 264
},
{
	"label": "water",
	"instance_id": "95a60500",
	"mask_svg": "<svg viewBox=\"0 0 264 264\" xmlns=\"http://www.w3.org/2000/svg\"><path fill=\"white\" fill-rule=\"evenodd\" d=\"M115 12V11H114ZM112 12V13H114ZM118 16L121 14L118 12ZM54 33H51V36H44V35H31L26 38H18L15 36H10V35H3L0 33V37L4 40L9 39L10 41H14L16 43H33L37 45H55V46H63L67 48H74L75 45L80 44L81 41L76 42L75 38L69 37L67 34L66 35H57L58 30H53ZM64 31L66 33H69V31L64 28Z\"/></svg>",
	"mask_w": 264,
	"mask_h": 264
}]
</instances>
